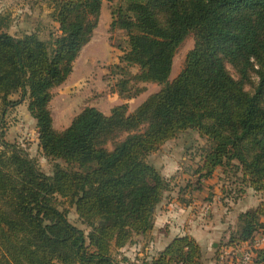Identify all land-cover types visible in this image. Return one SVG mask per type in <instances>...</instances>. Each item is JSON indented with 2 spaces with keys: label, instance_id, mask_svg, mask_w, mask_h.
<instances>
[{
  "label": "trees",
  "instance_id": "16d2710c",
  "mask_svg": "<svg viewBox=\"0 0 264 264\" xmlns=\"http://www.w3.org/2000/svg\"><path fill=\"white\" fill-rule=\"evenodd\" d=\"M103 1L50 0L58 25L52 39L38 31L12 35L0 11L1 106L28 99L39 147L55 160L47 174L0 135V264H122L112 248L152 230L169 186L147 156L188 129L212 140L200 177L236 161L244 179L264 192V0H123L111 9V29L127 35L120 62L111 66L115 92L129 99L144 91L140 82L161 88L134 111L128 103L109 114L87 106L58 131L52 90L92 39ZM189 35L194 47L171 80L175 53ZM58 197L76 207L88 234L71 223ZM238 226L229 245L264 229V200L241 212ZM201 258L196 239L178 235L148 264H202ZM253 264H264V248Z\"/></svg>",
  "mask_w": 264,
  "mask_h": 264
},
{
  "label": "rangeland",
  "instance_id": "374dc122",
  "mask_svg": "<svg viewBox=\"0 0 264 264\" xmlns=\"http://www.w3.org/2000/svg\"><path fill=\"white\" fill-rule=\"evenodd\" d=\"M22 3L23 5L18 7ZM121 3L123 0L103 1V12L99 16L100 24L93 34L91 43L83 47L67 79L52 90L50 109L54 127L58 131L65 129L70 120L87 106H95L101 111L110 112L115 105L128 103L129 111H134L151 93L161 88V85L155 82H140L138 86H143L144 91L129 99L115 92L114 84L118 76L113 74L111 66L120 62V56L127 47V35L122 29H111L110 23L111 9ZM27 9H30V12ZM52 9L53 4L50 0H11L10 3L0 0L1 16L8 19L6 30L12 35L38 31L40 36L52 39L51 32L56 34L58 32L57 23L49 16ZM193 47L194 37L189 35L175 53L171 80L183 69L186 55ZM227 67L231 75L238 79L234 68L230 64ZM131 71L136 73L138 68L133 67ZM252 80L253 83L245 85L249 92L254 91L253 85L257 84L258 76L254 74ZM11 98H19V94H13ZM27 106L28 99L16 107H8L4 112L0 99V135L3 133L5 141L23 148L37 160L45 173L52 174L55 160L42 153L36 120L29 113ZM108 146L112 148L111 142ZM211 147L212 140L201 136L195 129H188L167 141L158 151L148 154L147 160L157 167L169 182L165 195L169 190H176L179 194L187 190L191 195L184 196L182 202L188 204L198 201L192 211L200 212L201 221L216 230L214 237L204 243V257L217 262L225 249L231 250L230 247H235L229 245V241L239 232V214L256 207L264 200V192L256 191L244 179L236 161L218 166L209 178L200 177L202 172L199 168ZM58 201L71 223L84 229L88 234L90 229L80 219L76 207L64 198L58 197ZM155 218L156 216L154 220ZM139 240L133 237L132 243ZM124 253L121 249L112 248V254L118 261L125 260ZM134 255L132 252L130 258L132 259ZM225 255L227 260L235 256L233 251Z\"/></svg>",
  "mask_w": 264,
  "mask_h": 264
},
{
  "label": "crops",
  "instance_id": "0c3cea01",
  "mask_svg": "<svg viewBox=\"0 0 264 264\" xmlns=\"http://www.w3.org/2000/svg\"><path fill=\"white\" fill-rule=\"evenodd\" d=\"M10 1L11 0H6V3H10ZM22 5L23 3L18 7H21ZM27 11L30 12V9H27ZM101 12H103V8L101 9ZM99 24L100 23H98V26ZM98 26L95 28L94 33ZM92 39L90 40V43ZM103 112L109 114L111 110L110 112ZM71 121L72 120H70V123ZM179 191H181V188ZM190 195L191 193L187 192V190L181 191L180 194L176 192V190H169L166 192V195L164 194L162 201L158 203L155 208L156 218L152 230L146 234L134 236L135 239L137 238L138 240L140 239L144 241H135L134 244L131 242L121 248V251L125 252V260L121 261L122 264H146L148 261V263H150L153 257L165 249V247L178 235H190L196 239L202 248V264L218 263V261L215 262L213 259H206L203 252L205 250L204 243H207L208 240L214 237L216 230L211 229V226L206 223L204 224L201 221L202 216H200V212L196 213L197 211H192L196 207L195 205L198 201L193 203L190 202L188 204L182 202L184 196L189 197ZM132 252L135 255L131 259Z\"/></svg>",
  "mask_w": 264,
  "mask_h": 264
},
{
  "label": "built area",
  "instance_id": "2783aa9c",
  "mask_svg": "<svg viewBox=\"0 0 264 264\" xmlns=\"http://www.w3.org/2000/svg\"><path fill=\"white\" fill-rule=\"evenodd\" d=\"M262 248H264V230L255 234L252 239L230 247L231 250L225 249L217 264H253L257 251ZM230 251H233L235 256L227 260L225 253Z\"/></svg>",
  "mask_w": 264,
  "mask_h": 264
}]
</instances>
